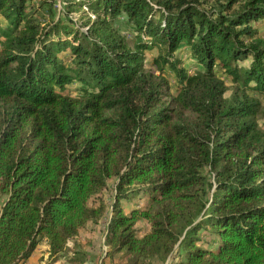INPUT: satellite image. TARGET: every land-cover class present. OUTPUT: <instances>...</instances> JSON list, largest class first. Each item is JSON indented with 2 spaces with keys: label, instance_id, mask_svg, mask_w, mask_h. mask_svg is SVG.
Listing matches in <instances>:
<instances>
[{
  "label": "trees",
  "instance_id": "obj_1",
  "mask_svg": "<svg viewBox=\"0 0 264 264\" xmlns=\"http://www.w3.org/2000/svg\"><path fill=\"white\" fill-rule=\"evenodd\" d=\"M55 1L0 0V264L44 239L63 253L111 179L105 243L125 264H264V0H64L59 17Z\"/></svg>",
  "mask_w": 264,
  "mask_h": 264
},
{
  "label": "rangeland",
  "instance_id": "obj_2",
  "mask_svg": "<svg viewBox=\"0 0 264 264\" xmlns=\"http://www.w3.org/2000/svg\"><path fill=\"white\" fill-rule=\"evenodd\" d=\"M43 0H35L36 4H40ZM209 3L213 0H208ZM224 1V0H223ZM244 0H238L236 6H238ZM67 3L64 0H56L54 3V15L56 17L63 16L67 10ZM44 15L42 16V23L46 24L51 21L50 15L46 9L40 10ZM76 26L83 30H86L89 26V21L96 18V14L90 10L87 6H77L70 13ZM126 17L119 16L116 21L119 31L126 36L130 45L134 38V33L129 29L125 23ZM258 35L264 38V22L261 21L258 26ZM182 59L184 66L189 69L191 73H195L200 70L201 66L191 58L186 46H183L176 53ZM159 55V49L153 48L146 52V69L155 70L159 73L157 66L153 63V60ZM166 76L169 78L171 87L174 93L177 92L178 86L174 72L169 66H166ZM227 84L226 97L231 99L235 93L236 85L227 76H223ZM77 83L70 85V88H75ZM75 95V92H74ZM262 101V111L258 115L259 127L264 131V96L260 95ZM114 179H111L108 186L101 192L96 194L89 202L90 206H98L103 204L105 207V214L96 222H89L80 231V233L70 241L66 250L59 254L56 258L50 256L49 244L46 239L42 240L32 257L26 264H125L121 254H111L110 246L105 243V229L106 223L109 218L111 203L114 195ZM6 199V195L0 192V209ZM136 202H139L138 199ZM136 204V203H134ZM127 208H130L127 206ZM138 228L141 234L149 231L150 225L147 221L142 220L138 223ZM149 264H169V261L162 263L159 260L150 261Z\"/></svg>",
  "mask_w": 264,
  "mask_h": 264
},
{
  "label": "crops",
  "instance_id": "obj_3",
  "mask_svg": "<svg viewBox=\"0 0 264 264\" xmlns=\"http://www.w3.org/2000/svg\"><path fill=\"white\" fill-rule=\"evenodd\" d=\"M32 257V256H31Z\"/></svg>",
  "mask_w": 264,
  "mask_h": 264
}]
</instances>
